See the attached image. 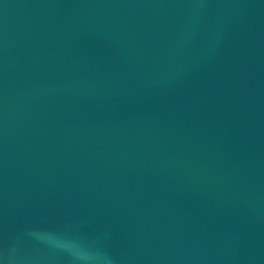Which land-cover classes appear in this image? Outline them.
<instances>
[{
    "label": "water",
    "instance_id": "water-1",
    "mask_svg": "<svg viewBox=\"0 0 264 264\" xmlns=\"http://www.w3.org/2000/svg\"><path fill=\"white\" fill-rule=\"evenodd\" d=\"M0 264H264V0H0Z\"/></svg>",
    "mask_w": 264,
    "mask_h": 264
}]
</instances>
